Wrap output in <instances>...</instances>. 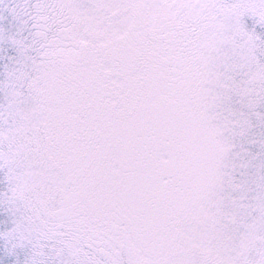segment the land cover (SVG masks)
Listing matches in <instances>:
<instances>
[{"label": "snow or ice", "instance_id": "6c2138e0", "mask_svg": "<svg viewBox=\"0 0 264 264\" xmlns=\"http://www.w3.org/2000/svg\"><path fill=\"white\" fill-rule=\"evenodd\" d=\"M0 264H264V0H0Z\"/></svg>", "mask_w": 264, "mask_h": 264}]
</instances>
